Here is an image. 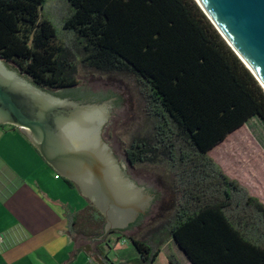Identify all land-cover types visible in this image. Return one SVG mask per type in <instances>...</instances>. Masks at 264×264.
<instances>
[{"label": "trees", "instance_id": "16d2710c", "mask_svg": "<svg viewBox=\"0 0 264 264\" xmlns=\"http://www.w3.org/2000/svg\"><path fill=\"white\" fill-rule=\"evenodd\" d=\"M44 2L0 0V59L60 99L115 98L77 88L73 52L56 43L52 24L39 16ZM67 2L71 14L63 27L76 37L80 63L100 74L131 75L146 91L149 129L127 160L132 166L164 161L180 195L172 216L142 241L124 231L102 238L105 218L90 204L68 213L69 232L97 243L81 250L103 264L104 251L125 238L139 264H154L170 242L191 264H264V206L208 157L251 119L264 123V91L253 75L194 0ZM113 235L119 237L112 245ZM166 264L181 262L169 254Z\"/></svg>", "mask_w": 264, "mask_h": 264}, {"label": "water", "instance_id": "95a60500", "mask_svg": "<svg viewBox=\"0 0 264 264\" xmlns=\"http://www.w3.org/2000/svg\"><path fill=\"white\" fill-rule=\"evenodd\" d=\"M194 1L264 91V0ZM0 126L17 129L105 218L102 238L150 213L158 183L146 164L129 167L133 141L111 100L60 99L0 59Z\"/></svg>", "mask_w": 264, "mask_h": 264}, {"label": "rangeland", "instance_id": "374dc122", "mask_svg": "<svg viewBox=\"0 0 264 264\" xmlns=\"http://www.w3.org/2000/svg\"><path fill=\"white\" fill-rule=\"evenodd\" d=\"M70 14L71 9L67 0H45L39 11L40 18L52 24L56 33V43H63L66 48L73 52L72 60L75 67L74 77L78 84L77 88L102 95H114L115 103L112 107L134 142L137 138L144 136L149 129L146 91L140 82L131 75L100 74L88 70L80 63L79 52L75 48L78 45L76 37L71 31H67L63 27ZM9 65L15 69L17 68L11 62H9ZM208 157L227 178L237 182L247 191L249 196L257 198L264 206L263 122L258 118L251 119L239 130L228 136L223 144L210 150ZM146 165L158 183L150 213L137 226L124 231L122 234L125 238L131 237L140 241L144 240L145 237L149 236L172 216L180 197L178 186L173 181L167 163L163 161L158 164ZM60 180L64 182L62 178ZM76 193L78 196L77 191ZM80 203L81 205L88 204L86 201ZM83 207H78V209ZM125 238L124 242L114 244V249L119 256L115 258L110 251L106 250L109 252V260H107L108 262L104 260L103 264L118 263L119 260L127 264H139V261L134 259V257H138L137 252ZM79 240L80 246L90 244L94 248L97 245L96 242L83 237H79ZM169 254H173L180 260L181 264H185L182 252L173 243H168L161 248L160 256L154 264H166Z\"/></svg>", "mask_w": 264, "mask_h": 264}, {"label": "crops", "instance_id": "0c3cea01", "mask_svg": "<svg viewBox=\"0 0 264 264\" xmlns=\"http://www.w3.org/2000/svg\"><path fill=\"white\" fill-rule=\"evenodd\" d=\"M53 172L17 129L0 126V264H95L66 219L85 201Z\"/></svg>", "mask_w": 264, "mask_h": 264}, {"label": "flooded vegetation", "instance_id": "af4514ba", "mask_svg": "<svg viewBox=\"0 0 264 264\" xmlns=\"http://www.w3.org/2000/svg\"><path fill=\"white\" fill-rule=\"evenodd\" d=\"M111 101H112V104H114V97H112V98H109ZM127 153V152H126ZM125 153V154H126ZM126 161H127V163H128V165H129V167H131V168H134L135 166H132L130 163H129V161L127 160V154H126Z\"/></svg>", "mask_w": 264, "mask_h": 264}, {"label": "built area", "instance_id": "2783aa9c", "mask_svg": "<svg viewBox=\"0 0 264 264\" xmlns=\"http://www.w3.org/2000/svg\"><path fill=\"white\" fill-rule=\"evenodd\" d=\"M55 179H60V177L57 175V174H55Z\"/></svg>", "mask_w": 264, "mask_h": 264}]
</instances>
